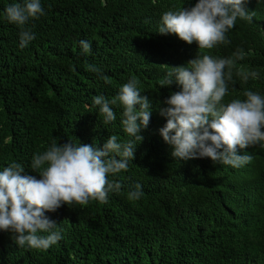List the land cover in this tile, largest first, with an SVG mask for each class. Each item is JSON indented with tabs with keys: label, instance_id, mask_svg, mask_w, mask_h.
<instances>
[{
	"label": "trees",
	"instance_id": "obj_1",
	"mask_svg": "<svg viewBox=\"0 0 264 264\" xmlns=\"http://www.w3.org/2000/svg\"><path fill=\"white\" fill-rule=\"evenodd\" d=\"M0 0V169L17 162L29 174L33 154L52 143H95L108 135L129 139L116 119L102 123L91 103L96 94L113 99L129 78L148 96V125L127 170L109 174L119 191L105 202L62 204L46 212L62 238L48 249L18 246L0 231V264H264V142L237 149L250 154L233 168L208 157L170 155L158 129L163 100L179 90L160 85L171 66H190L200 55L232 57L223 97L244 99L245 90L264 95V2L247 0L250 21L237 17L227 43L200 49L174 33L157 32L160 15L195 0H41L44 14L29 19L34 39L18 47L19 28L3 18ZM90 41L81 53L79 41ZM92 64L102 75L89 71ZM255 70L257 78L240 73ZM39 171V170H37ZM136 184L139 199L128 192Z\"/></svg>",
	"mask_w": 264,
	"mask_h": 264
},
{
	"label": "clouds",
	"instance_id": "obj_2",
	"mask_svg": "<svg viewBox=\"0 0 264 264\" xmlns=\"http://www.w3.org/2000/svg\"><path fill=\"white\" fill-rule=\"evenodd\" d=\"M246 2L195 0L189 7L164 11L157 32L174 33L187 43L195 41L200 49H211L217 43L228 42L226 33L233 28L237 17L252 19ZM43 14L41 0H18L4 6L3 18L20 29L18 47H25L35 37L26 26L29 19ZM79 46L81 53L91 50L88 40L81 39ZM244 55L238 48L232 57L241 59ZM232 57L204 54L187 61L188 67L171 66L165 73L160 85L173 82L179 85V90L165 97L158 109L166 117L158 132L170 145L173 158L208 157L212 162L238 168L249 162L251 156L237 149L264 142V95L245 90L244 99L223 102L228 91L226 81L231 79L225 69L233 64ZM87 68L102 75L95 65L89 64ZM240 75L247 80L257 78L258 74L252 70ZM140 92L137 81L129 78L113 99L96 94L91 100L93 106H98L104 124L117 118L112 106L119 103L120 125L129 139L121 141L115 134L108 135L100 147L95 143L72 141L52 143L31 158L29 167L39 173L38 177L17 162L7 163L0 169V231L10 233L18 246L48 249L62 236L57 222L46 212H53L62 204L83 205L93 199L105 202L109 192L119 191V182L114 183L108 175L127 170L134 149L143 138L140 130L147 127L152 109L148 96ZM142 195L139 184L128 192L133 200Z\"/></svg>",
	"mask_w": 264,
	"mask_h": 264
}]
</instances>
